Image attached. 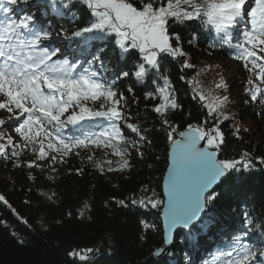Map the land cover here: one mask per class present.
I'll return each instance as SVG.
<instances>
[{
    "label": "snow or ice",
    "instance_id": "obj_1",
    "mask_svg": "<svg viewBox=\"0 0 264 264\" xmlns=\"http://www.w3.org/2000/svg\"><path fill=\"white\" fill-rule=\"evenodd\" d=\"M33 2L40 7L42 19L36 11L27 10ZM49 16L67 20L70 26H54ZM85 16L81 25L79 21ZM173 25L189 29V45L195 46L201 36H206L209 48L225 50L242 62L249 73L245 92L252 103L264 108V0H0V112L4 113L0 116V159L11 162L13 169L48 168L55 172L57 163H65L69 155L79 157L81 152L101 173L105 171L103 165L108 166V172L130 169L129 150L143 156L145 136L136 124L129 123V99L117 82L134 78L144 84L151 79L152 90L145 91L143 98L158 101L151 111L159 117L168 144L163 198L154 191L148 194L150 190L144 186L138 197L113 200L125 208L129 204L151 206L161 212L163 240L162 246L151 252L154 257L173 255L168 246L177 230L198 244L200 234H208L213 228L203 215L219 195L215 187L230 173L247 174L257 165L264 166V155L254 157L248 151L241 152L239 158H221L225 137L220 124L230 119L221 109L228 97L206 95L198 80L186 83L192 99L206 115L183 130L169 119V113L181 105L163 62L171 57L180 65L181 73L195 67L184 51L182 37L172 31ZM111 37L121 59L130 50L138 53L134 71L107 67L102 58L106 49L93 50L94 42ZM109 72L114 79L106 75ZM180 79L185 80L184 75ZM216 88L226 90L227 85L221 79ZM127 92L132 94L133 103L139 102L132 87ZM122 126L136 133L138 140L130 141ZM240 131L235 125L233 135L239 138ZM25 151L35 159L20 162ZM96 151L116 157L118 166L113 167L110 158L103 164L95 161ZM83 171L78 169L77 174ZM41 195L49 202L57 197L55 191ZM0 202L8 205L4 196ZM87 209L84 202L79 216L83 217ZM12 211L19 218L15 209ZM241 221L239 229L225 236L204 264H264V215L249 212L245 206ZM0 224L7 227L5 221ZM100 252V248H85L68 255L94 264L93 258Z\"/></svg>",
    "mask_w": 264,
    "mask_h": 264
},
{
    "label": "trees",
    "instance_id": "obj_2",
    "mask_svg": "<svg viewBox=\"0 0 264 264\" xmlns=\"http://www.w3.org/2000/svg\"><path fill=\"white\" fill-rule=\"evenodd\" d=\"M26 7L28 11H36L38 19H42L41 9L34 2ZM49 19L54 26L58 23L70 26L67 20L58 21L51 16ZM86 19L85 16L79 23L82 25ZM172 31L182 37L184 51L195 67L181 73L175 60L165 58L164 67L168 69L181 105L180 109L169 113V119L183 130L188 123H197L206 115V110H202L200 104L192 99L191 89L186 83V80H198L206 95L228 97L227 104L221 109L230 117L220 124L225 137L221 158H239L243 151L251 152L254 157L264 155V115H258L264 113V108L258 102L252 103L245 92L249 73L242 62L232 59L225 50L209 48L206 36H201L195 46L189 45V29L186 27L173 25ZM97 47L106 49L102 58L107 67L135 70L133 61L138 53L130 50L121 59L119 49L114 46V37L105 42H94L93 50ZM221 61L232 68L230 74L219 64ZM106 75L115 78L111 72ZM181 75L185 80L180 79ZM221 79L227 85L226 90L216 88ZM117 87L128 96L126 112L131 117L129 123L136 124L145 136V146L141 149L143 156L130 149L134 155L127 157L132 165L130 169L108 172V166L103 165L104 173L87 161L84 152L79 157L69 155L63 164L57 163L55 172L48 168L43 171L27 167L13 169L11 162L0 159V196H4L11 206L9 208L0 202V221L7 223V227L0 224V264H93L92 261L82 262L68 255L73 250L85 248L101 249L100 254L93 258L94 264H189L190 261L204 264L216 245L239 229L245 206L249 212L264 215V166L257 165L247 174L230 173L216 188L219 195L203 215V219L213 225L211 232L201 233L197 244L189 240L183 231H178L168 248L173 255L153 259L151 252L162 246L163 232L162 229L154 231L151 226H154V219L160 218L161 212L151 206L129 204L125 208L118 206L115 200L138 197L143 194L141 189L144 186L150 190L148 194L154 191L163 198L162 181L168 163V144L159 117L151 111V106L158 101L143 98L145 91L152 90L151 79L140 84L134 78H127L118 81ZM129 87L139 97L138 103L132 102V94L127 92ZM235 125H239L241 130L239 138L233 135ZM122 129H125V136L134 135V140H138L136 133L126 127ZM9 132L19 139L11 130ZM147 141H151V145ZM106 158L114 161L113 167L118 166L116 157H105L101 151L94 154V160L101 164ZM34 159L30 152L25 151L20 162ZM38 163L46 164L47 161ZM81 168L84 171L79 175L77 170ZM30 175L35 179H30ZM50 191L57 193L54 202L41 195ZM84 202H87L88 209L80 217L78 209ZM12 209L19 214V218ZM141 221L149 227L145 228Z\"/></svg>",
    "mask_w": 264,
    "mask_h": 264
},
{
    "label": "rangeland",
    "instance_id": "obj_3",
    "mask_svg": "<svg viewBox=\"0 0 264 264\" xmlns=\"http://www.w3.org/2000/svg\"><path fill=\"white\" fill-rule=\"evenodd\" d=\"M37 15H38V13H37ZM222 61L219 63L221 66H222V68L223 69H225V71L228 73V74H230L231 72H232V68L231 67H228L226 64L225 65H223L224 63H222ZM4 115V113L2 114H0V116H3ZM123 128V127H122ZM125 129H122V131H124ZM130 141H134V139H135V136L134 135H128V136H126ZM134 155H133V152L132 151H130V155L128 156V158H131V157H133ZM153 224H154V226L156 227V228H158V229H161L162 228V226H161V224H162V221H161V219L160 218H158V219H154L153 220Z\"/></svg>",
    "mask_w": 264,
    "mask_h": 264
},
{
    "label": "water",
    "instance_id": "obj_4",
    "mask_svg": "<svg viewBox=\"0 0 264 264\" xmlns=\"http://www.w3.org/2000/svg\"><path fill=\"white\" fill-rule=\"evenodd\" d=\"M166 171H167V168H166ZM166 171H165V173H166ZM165 173H164V174H165ZM223 180H225V178H224ZM220 184H221V183H220ZM220 184H219V185H220ZM217 187H218V186H216V187H215V189H216ZM163 193H164V186H163V181H162V195H163ZM160 217H161V221H162V228H163V219H162V214H161V216H160ZM177 231H183V230H177ZM177 231H176V232H177ZM176 232H175V233H176ZM168 248H169V246H168ZM157 258H160V257H154V256H153V259H157Z\"/></svg>",
    "mask_w": 264,
    "mask_h": 264
}]
</instances>
